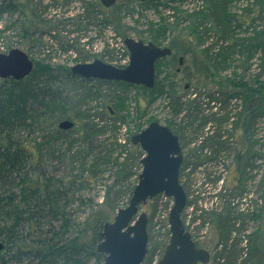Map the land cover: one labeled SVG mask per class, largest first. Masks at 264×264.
Returning <instances> with one entry per match:
<instances>
[{"label": "rangeland", "instance_id": "rangeland-1", "mask_svg": "<svg viewBox=\"0 0 264 264\" xmlns=\"http://www.w3.org/2000/svg\"><path fill=\"white\" fill-rule=\"evenodd\" d=\"M220 1L224 6L226 4L227 14L232 16L230 28L233 34L231 38L234 41L239 40L238 42L242 43L244 39L264 29V5L261 2L263 0ZM14 2L23 3L24 11L19 8L0 17V31L4 32L0 33V53H7L18 48L28 54L36 65L61 68L55 72L58 78L55 85L64 92L65 103L69 104L75 113L95 116L93 118L100 123V127L106 130L99 135L93 132L92 136L81 138L77 133L73 134L80 124L81 117L77 116L74 119L78 125L69 130L72 134L64 131L70 137L64 136L62 140H59L58 132L55 130L59 119L58 114H55L51 118L42 120L34 129L21 130L15 135L16 140L37 151L40 155L39 168L49 177V181L54 186L72 188L74 197L70 202L73 201V203L67 208L73 214L71 220L74 232L82 229L87 219L91 218L90 221L94 224L96 218L107 212L108 222H112L118 210L128 206L131 189L136 183V174L141 173L139 169L131 167L135 159L130 150L131 138L147 128L150 123L156 121L169 127L175 134L179 133L183 141L188 144L195 141L189 147L194 150L199 148L200 154L208 146L212 151L211 154L217 153L223 149L221 141L229 140L233 136H230L229 127L224 129L225 133H222L218 141L214 139L216 132L213 130L217 127L211 116L218 113L217 109H213L211 113L203 112L197 117L198 120L194 122L193 127L186 128L187 124L181 119L189 112H185V115L178 118L171 113L170 104H175L173 100L175 97L182 103H188L200 94H205L207 100L209 95L215 94L214 97L218 100V94L232 95L233 92H240L243 107L238 114L241 113L244 119L245 87L241 85L235 90L227 81L241 80V83L248 84L247 88L251 90L260 91L264 88V60L260 51L256 59L250 60L248 54L240 53L237 49L228 61L230 65L206 72L207 68L204 67L207 65V55H216L215 58H218V54L221 53V48L219 49L222 46L219 39L221 23L220 20L213 19L202 22L198 27L201 35L208 37L209 34L211 36L214 34L218 43L215 40L207 41V43L200 42L192 33L196 31L198 24L190 14L206 8L208 0H161L158 6L153 7L120 0L111 8L103 7L99 0H14ZM253 18L255 23L252 24ZM154 35L160 41L155 44L160 47H170L173 52L171 57L160 62L156 70L158 74L156 81L160 82L162 87L165 85L164 88L161 87L162 89L154 90L155 88L147 89L141 86L137 88L130 84L124 87L121 84L98 82L102 80H91L89 86L78 79L67 78L64 74L65 70H71L76 64L90 63L96 59L122 67L120 54L123 52L121 48L124 40L133 38L147 44L152 41L150 37ZM215 44L217 49L209 52L208 48ZM181 58L183 64L179 62ZM187 86L189 87L186 88ZM261 92L264 96V89ZM221 98L217 103L221 101ZM213 102L215 101H212L211 105L215 106ZM109 108L114 110L116 116L124 119V122L119 120L115 131H112L114 126L108 123L110 122ZM189 116H191L190 113ZM204 120L207 122L205 127L210 126L211 129H204L203 132L200 124ZM228 123L230 125L231 120ZM251 136L253 154L264 155V117L257 120L255 128L252 127ZM69 142H74L73 151L81 154L74 159L70 158V155L65 156ZM213 143L218 144V147L213 146ZM223 159L221 165L227 168L230 164L229 158L223 156ZM254 161L252 166L257 172L253 170L255 182L252 184L251 200L253 205L258 202V210L256 220L251 226V235L257 236V245L260 246L262 243L263 258L259 264H264V204L262 207L260 203L262 196L264 197V156L262 160L258 156ZM190 162L196 165L193 160ZM218 163L216 162V166ZM220 168L216 173L214 171L211 173V175L215 174V180L226 177V169L224 170L222 166ZM130 170L135 172V176L128 179L127 174ZM186 173L181 171L180 181L183 185ZM231 173L233 176L235 170ZM203 178L204 172L201 171L189 177L190 205L183 214V220L187 217L195 231L192 230L194 235L199 237L202 235L200 234L202 229L198 230V218L208 213L209 215H206L209 217L208 221L211 224L216 223V229L213 226L214 232L212 227H208L210 231L207 232H211L209 238L206 241L204 239L200 241L201 245H205L204 247L211 252V260L208 264H228V261L221 256L224 251V247L220 248L222 235L218 232L220 231L218 214L221 212L218 213L216 210L222 205L223 210L232 206L233 196L225 194L226 184L224 185L222 180L215 190H209L210 194L209 191L204 190L206 195H202L200 188L205 189ZM75 181L77 184L73 186ZM243 189L244 187L238 190V193ZM158 199L157 211L154 209L155 200L148 201L140 208V213H147L149 218L148 253L144 264H147L148 258L153 254L151 264H157L168 242V217L174 202L173 199L166 198L164 195L158 196ZM200 200H202L201 203ZM9 205V202L7 204L5 202L0 208V213L6 212ZM229 210L231 209L228 208L227 212ZM94 212L97 213L91 216ZM239 212L237 209L227 213L229 216L223 214L225 218L230 219L227 225L234 226V230L238 227L233 221L239 219ZM213 214L217 215L214 217ZM240 219H242L241 216ZM241 236L243 237L244 234L242 233ZM241 236L235 237L233 233L229 242L232 245L231 251L239 258L238 264H244V262L258 264L256 244L251 240L247 242L242 240ZM4 251L5 249L2 251L1 258ZM95 263L93 261L92 264Z\"/></svg>", "mask_w": 264, "mask_h": 264}, {"label": "trees", "instance_id": "trees-1", "mask_svg": "<svg viewBox=\"0 0 264 264\" xmlns=\"http://www.w3.org/2000/svg\"><path fill=\"white\" fill-rule=\"evenodd\" d=\"M127 1L152 7L159 5V2L138 3L134 0ZM261 2L264 5V0ZM24 6L23 3L14 2V0H2L0 1V17L7 12H13L19 8H22V11H24ZM227 13L226 4L224 6L222 1L208 0L206 8L190 14L198 24L196 31H192V33L200 42L207 43V41L215 40L218 43L214 34H212L213 36L209 34L208 37L201 35L198 27L202 22L213 19L220 20L221 23L222 30L219 37L222 45L219 47V49L221 48V53L218 54V58H215L216 55H207V65L204 68H207L206 72L208 73L212 69L218 70L223 66L230 65L228 61L237 49H239L240 53L248 54L250 60L256 59L260 51L262 60H264V29L261 32H256L254 36L246 40L244 39L242 43H239V40L234 41L231 38L233 34L230 28L232 16ZM253 23H255L254 18L252 19ZM0 33L4 32L0 31ZM150 38L152 39L151 42H160L156 35ZM224 44L226 45L224 46ZM216 45L208 48V51L217 49L215 48ZM162 60L156 63V70ZM59 70L61 68L35 64L33 73L24 80L16 81L12 78H0V208L5 202L6 204L8 202L10 203L9 207L7 206L6 212L3 211V213H0V240L5 244V251L0 259V264H92L93 261L96 262L95 264H104V255L97 251V246L102 241L100 234L103 227L109 220L108 212L96 218L94 224L90 221L91 218L87 219L83 228L74 232V225L71 220L73 214L67 208L73 203V201L70 202L74 197L72 188L70 186V188L54 186L49 181V177L39 168L40 155L37 151L15 138V135L21 130L34 129L42 120L51 118L55 114H58L59 119L55 127L59 140H62L64 136L70 137L68 134H72V131H69L70 133L67 134L61 130L59 128L60 122L66 119L75 121L74 118H77V116L78 118L81 117L80 124L78 125L75 122V127L78 125L79 128L77 127L73 131V134L77 133L83 138L84 136H92L93 132L99 135L106 131L103 127H100V123L96 118H93L95 116L75 113L72 111L70 105L65 103L64 92L55 85L58 81L55 72ZM64 74L67 78L78 79L87 85L91 83V80L82 79L80 76L74 75L70 69L65 70ZM157 76L158 74H156ZM236 81L228 80L227 82L235 90L237 88L239 89L241 85H244L245 92L243 97L244 99H249L251 104L252 127L255 128L257 120L264 117V96L261 92L264 88H261L260 91L256 89L251 90L249 87L247 88L248 84L241 83V80L239 82ZM98 82L121 84L124 87L129 86L128 84L120 82ZM161 87L160 82L156 81L155 89H153H162L165 85ZM195 95L197 96V93ZM213 95L215 96V94ZM229 95L226 93L223 95L218 94V100L214 96L209 95V99L207 100L205 94H200L199 97L188 103H182L180 99L175 97L173 99L175 100V104H170L172 107L171 113L174 117L178 118L185 115V112L188 111L191 116L187 113L181 119L182 122L187 124V128L193 127L194 122L198 120L197 117L202 115L203 112L211 113L213 109L219 110L218 113L211 116L214 118L217 127L216 130H213V132H216V136L213 138L218 141L222 137V131L230 127L228 122L238 109L236 102L233 103L231 101V103H225V105L222 103L223 101L226 102L227 98V100L240 98V92H233L232 95ZM220 98L221 101L217 103ZM211 100L215 101L213 102L215 106L211 105ZM108 112V119L110 120L108 123L114 126L112 131H115L119 120L124 122V119L116 116L112 108H109ZM189 118L194 120L190 121L188 120ZM83 120L86 122L83 123ZM206 124V120L200 124L203 132L207 128L205 127ZM97 127H100V129H97ZM74 145V142L68 145L65 150V156L70 155V158L74 159L78 155H81L73 151ZM214 145L216 144L213 143ZM130 150L135 158L133 163H131V167L136 170L139 169V172H141L142 166L140 161L145 154L138 145L135 146L132 144ZM134 174L135 172L130 170L127 174L128 179ZM136 175V183L131 189L130 196H132L133 190L139 181V175ZM76 184V181L73 182V186ZM153 200H155L154 209L157 211L159 199L157 197ZM229 212H221L218 214L219 232L222 235L220 248L224 247L221 256L228 261V264H238L239 258L236 253L231 251L232 245L229 244L234 233L232 231L235 228L234 226L229 227L227 225L230 219L225 218V216ZM96 213L94 212L91 216ZM233 223L236 224L237 220L233 221ZM251 242H254L257 246L255 250L259 264L263 258L262 243L260 246L259 244L257 245L256 235L251 237ZM152 256L148 258L147 264L152 263Z\"/></svg>", "mask_w": 264, "mask_h": 264}, {"label": "water", "instance_id": "water-1", "mask_svg": "<svg viewBox=\"0 0 264 264\" xmlns=\"http://www.w3.org/2000/svg\"><path fill=\"white\" fill-rule=\"evenodd\" d=\"M120 0H100L105 8H111ZM138 2H160L161 0H135ZM130 63L122 68L99 59L90 63H79L72 73L86 80L127 83L153 89L156 84V63L172 55L170 47H160L154 42L126 38ZM183 64V59H180ZM34 62L24 51L15 48L0 53V78L21 81L30 76ZM75 121L66 119L59 128L69 131ZM133 145L145 153L140 163L142 171L133 190L129 204L118 210L114 220L107 222L101 232L102 241L97 251L104 255V264H143L148 253L147 213L140 208L159 195L173 199L169 213L171 238L162 258L157 264H208L211 254L198 248L192 235L184 226L182 215L187 207V193L180 182L183 163L182 147L178 135L159 122H152L140 133L132 136ZM5 244L0 240V259Z\"/></svg>", "mask_w": 264, "mask_h": 264}, {"label": "flooded vegetation", "instance_id": "flooded-vegetation-1", "mask_svg": "<svg viewBox=\"0 0 264 264\" xmlns=\"http://www.w3.org/2000/svg\"><path fill=\"white\" fill-rule=\"evenodd\" d=\"M180 62V60H179ZM180 70H178L179 72ZM187 86L186 88H188ZM242 96L240 94V98H234V99H226V102L223 101V105L231 103H237L238 104V109L234 115L231 117V123H230V136H232L229 140H223L221 141L223 149H220L217 153H212L211 150H209V146L203 149V153L200 154V149H190L189 145L194 143L195 141L191 143L184 142L182 137H180L179 133L178 135L180 144L182 147V155H183V163L181 167V171L186 173V180L184 183V189L187 193H189L190 190V181L189 177L190 175H194L197 171L204 172V187L205 189L200 188V191L202 192V195H206V192L204 190H215V187H217V184L222 180L224 182V185L226 186L224 188L225 194L228 196H233V205L228 206L223 210L224 206L222 205L220 208H217L216 212H227V209L230 208L232 211H236L239 209V214L242 217V219L237 220V229L234 230V235L235 237L241 236L243 233L244 236L242 237V240H245L246 242L251 240L252 237V224L256 220L255 217L257 216L256 211L258 210V202H255V206L253 205L252 202V196H251V191H252V184L255 182L254 178V171L257 172V170L254 169L252 166V162L254 160H257V157L260 156L261 160L263 159V154L258 155L253 154V141H252V136H251V128H252V117H251V104L249 102V99H245L244 101V106H245V118L243 119V115L241 113L238 114V112H241L243 103L241 100ZM215 127V126H213ZM173 129V128H172ZM206 129L210 130L211 127L208 126ZM222 133H225L224 131ZM229 145V146H228ZM205 146V145H203ZM218 147V144L216 145ZM229 150H228V149ZM205 152V153H204ZM216 152V150L214 151ZM210 154V155H209ZM218 156V157H217ZM224 157H228L230 164L225 168V166L221 165V162L224 160ZM219 158V160H218ZM190 160H193L196 162V167L191 164ZM216 162H219L218 165L216 166ZM255 162V161H254ZM222 166V168L225 170L226 169V177L224 179L222 178L221 180H215V174L211 175V173L216 171ZM221 169V168H220ZM235 170V173L233 176L231 171ZM254 170V171H253ZM180 171V174H181ZM192 174H190L191 172ZM190 172V173H189ZM212 177V178H211ZM230 185V186H229ZM244 187L243 191L238 193V190H241ZM229 190V191H227ZM200 194V193H199ZM210 194V191H209ZM189 198V196H188ZM210 198V197H209ZM208 198V199H209ZM202 200H200V203ZM261 206L263 207L264 204V197L262 196L260 200ZM190 205V202L188 201V206ZM201 211V210H200ZM199 212V210H198ZM202 212V211H201ZM208 213L202 214L200 218H198V230L202 229V234L199 237H196L194 235V230L191 227L190 221L187 219V217L184 218V223L186 227H188V230L191 231L194 240L197 243V246L199 248H203L208 250L206 247L202 246L200 241L204 239L206 241L209 238V233L207 232L210 231L208 227H212L213 232L216 229V223L211 224L208 221V216L206 217ZM209 215V214H208ZM217 215V214H213ZM185 216V215H184ZM197 224V223H196ZM215 229H214V227ZM194 232H193V231ZM242 231V233H240ZM219 232V231H218ZM205 234V235H203ZM249 235V236H247ZM251 235V236H250ZM209 251V250H208ZM210 252V251H209ZM211 254V252H210Z\"/></svg>", "mask_w": 264, "mask_h": 264}, {"label": "built area", "instance_id": "built-area-1", "mask_svg": "<svg viewBox=\"0 0 264 264\" xmlns=\"http://www.w3.org/2000/svg\"><path fill=\"white\" fill-rule=\"evenodd\" d=\"M121 50L123 52L120 54V64L122 66H126L129 63V55H128L127 50L124 46V43H123Z\"/></svg>", "mask_w": 264, "mask_h": 264}]
</instances>
